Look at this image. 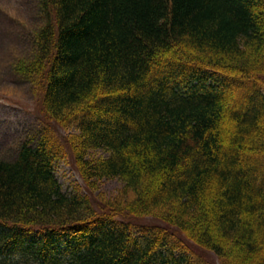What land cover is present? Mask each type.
Segmentation results:
<instances>
[{"label": "trees", "instance_id": "trees-1", "mask_svg": "<svg viewBox=\"0 0 264 264\" xmlns=\"http://www.w3.org/2000/svg\"><path fill=\"white\" fill-rule=\"evenodd\" d=\"M35 3L11 68L44 117L0 157V264H264V0ZM67 152L114 196L63 190Z\"/></svg>", "mask_w": 264, "mask_h": 264}, {"label": "rangeland", "instance_id": "rangeland-1", "mask_svg": "<svg viewBox=\"0 0 264 264\" xmlns=\"http://www.w3.org/2000/svg\"><path fill=\"white\" fill-rule=\"evenodd\" d=\"M36 7L35 0H0V157L8 159L16 156L17 143L29 135L37 134L43 123L41 108L36 105L38 90L30 82L14 75L11 68L14 55L27 57L32 47L31 32L41 22ZM249 87V83H246L239 90L246 92ZM58 128L71 134L77 131L74 125H68L66 129ZM94 153L97 156L107 154L102 149ZM56 175L63 190L72 192L77 189L92 196L102 195L105 200L113 197L121 186L118 178H103L88 188L74 165L70 152L57 164ZM155 219L145 216L139 221L160 223ZM188 246L192 252H203L193 244L188 243ZM203 256L218 261L212 251Z\"/></svg>", "mask_w": 264, "mask_h": 264}]
</instances>
